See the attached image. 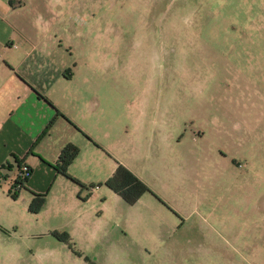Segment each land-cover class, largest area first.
<instances>
[{
    "label": "rangeland",
    "instance_id": "obj_1",
    "mask_svg": "<svg viewBox=\"0 0 264 264\" xmlns=\"http://www.w3.org/2000/svg\"><path fill=\"white\" fill-rule=\"evenodd\" d=\"M77 2L108 35L106 159L79 147L71 175L86 187L55 186L38 215L19 197L0 264H264V0ZM111 158L152 191L137 205L100 206ZM54 226L73 252L47 237Z\"/></svg>",
    "mask_w": 264,
    "mask_h": 264
},
{
    "label": "crops",
    "instance_id": "obj_2",
    "mask_svg": "<svg viewBox=\"0 0 264 264\" xmlns=\"http://www.w3.org/2000/svg\"><path fill=\"white\" fill-rule=\"evenodd\" d=\"M77 3L21 0L13 5L10 0H0V166L9 162L13 168L15 156L31 168L15 198L0 184V246L4 241L2 227L13 225V208L19 197L24 194L30 202L31 192L46 195L38 213L27 207L35 216L55 198V186L69 183L70 179L53 167L65 144L74 143L96 159H106L107 148L99 134L112 129L114 100L107 64L109 48H99V43L108 40V35L92 28L94 19L77 11ZM21 10L29 17L12 16ZM84 42L89 45L83 46ZM82 155L79 152L69 166L70 175ZM84 160L96 165L92 158L85 156ZM112 160L105 179L115 169L117 160ZM6 170L0 172V178L6 177ZM103 194L101 207L108 201L126 204L107 187ZM52 230L47 237L73 249L56 239Z\"/></svg>",
    "mask_w": 264,
    "mask_h": 264
},
{
    "label": "trees",
    "instance_id": "obj_3",
    "mask_svg": "<svg viewBox=\"0 0 264 264\" xmlns=\"http://www.w3.org/2000/svg\"><path fill=\"white\" fill-rule=\"evenodd\" d=\"M60 114V113H58ZM49 126V125H48ZM48 126L46 128H48ZM80 152L79 146L74 143L65 144L60 150L58 157L53 164V167L60 175L65 176L66 178L73 181L76 185L81 188L86 187L84 183L79 181L77 178L69 174L68 168L78 156ZM14 161L17 162L18 168L21 165L27 168V174L22 178H17L14 181L13 189L9 191L10 195L15 198L20 189L24 187L25 182L27 181L31 168L26 165L24 162L20 163L13 156ZM116 166L112 174L103 181V185L113 191L117 196H119L126 204L133 205L138 199L146 192H152L147 184L142 181L136 174L129 170L126 166L121 164L118 161H115ZM4 169H11L9 162H4L0 166V172ZM92 187H95L93 184ZM91 187V188H92ZM32 193V198L28 205V211L31 213H38L46 202V195L44 193ZM51 234L58 239L59 241L65 242L69 247L71 246L70 235L66 231L53 230Z\"/></svg>",
    "mask_w": 264,
    "mask_h": 264
},
{
    "label": "built area",
    "instance_id": "obj_4",
    "mask_svg": "<svg viewBox=\"0 0 264 264\" xmlns=\"http://www.w3.org/2000/svg\"><path fill=\"white\" fill-rule=\"evenodd\" d=\"M27 174V168L23 165L19 168V175L17 178H22Z\"/></svg>",
    "mask_w": 264,
    "mask_h": 264
}]
</instances>
